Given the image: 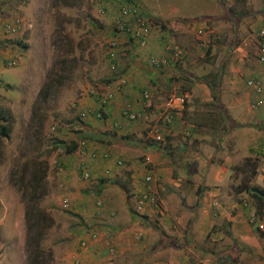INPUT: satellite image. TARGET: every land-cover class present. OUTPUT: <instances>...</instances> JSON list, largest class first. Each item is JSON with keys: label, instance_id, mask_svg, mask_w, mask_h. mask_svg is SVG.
<instances>
[{"label": "rangeland", "instance_id": "obj_1", "mask_svg": "<svg viewBox=\"0 0 264 264\" xmlns=\"http://www.w3.org/2000/svg\"><path fill=\"white\" fill-rule=\"evenodd\" d=\"M155 1L135 2L151 21V36L161 37L164 33L162 27L164 25L167 27V24L153 8ZM126 2L128 1L104 0L102 3H97L94 0H0V109L10 110L15 119L10 139H4L3 153L0 156V264H73L80 252L90 250L94 245L86 247L87 249L79 247V241L85 234L96 231L98 237L95 242H98L102 234L103 239L110 238L111 230H108V227L115 228L117 223H121V212L110 204L113 195L116 196L115 201L122 206L126 216L128 212L134 215L136 221L134 228H138L135 236H137L136 240H140L139 242L155 239L160 231L167 235L181 236L185 227L186 233L190 234L189 237L191 235L196 237L194 239L202 248L210 247L209 244L199 240L201 229H195L194 226L189 225V222L181 228H174L173 224L164 228L155 217L154 210L150 214L141 211L138 213L135 209L137 208L135 201L140 192L130 188L129 182L128 190L124 191L120 183L109 185L110 179L107 176L103 178L107 186L96 194L90 191L92 187L89 186L95 183L90 181L92 179L87 186L80 180L69 179L70 176L75 177V174L77 176L79 174V178L81 175L73 168L74 154L65 152L60 143L77 141L80 137L76 138V136L82 133L89 141L93 140L90 135L96 137L103 135L106 140L98 139V141H104L102 143L105 144V148L108 147L107 149L112 150V153L118 151L129 155L120 170L121 182L127 179V175H123L122 172L132 169L133 160H137V166L143 161L152 164L157 158L159 163L155 166L166 168L162 155L171 153V161L167 163L170 164L169 169L174 168L173 143L169 142L165 135L164 141L160 142L162 144L159 142L152 144L151 137L147 135L149 131L147 129L153 125V122L162 121L159 119V110L162 109L163 100L171 90L160 88L159 93L155 94L157 87L155 91L149 90V87V89L145 88L151 91L155 105L153 111H150L151 120L132 124L130 126L132 129L118 123L119 130L114 132L115 129L109 125L110 121L93 118L84 128L82 126L84 122L79 117V112L82 110L80 101L83 98L80 94L84 89L88 87L99 89L104 84L111 83L112 80L114 83V80L121 77L127 80L128 72L136 74L134 69L140 68V65L146 62L142 60L141 64L130 63L132 57L129 55L131 48L128 45L131 42L126 41L125 44H119L121 49L118 47L114 66L111 65L108 42L114 35L109 27L112 16L111 12H108V7L115 8ZM101 8L103 12L100 11ZM157 8L168 13L170 10L168 0L166 2L158 0ZM208 8L212 9L211 5ZM202 9L200 4L193 7L192 16L189 17L191 25L205 23L204 20L207 18L205 15L196 17L197 10ZM213 10H216V7L213 6ZM14 17H21L25 26L15 33H6L4 23ZM29 23H33V28L28 26ZM210 27L213 28L211 23ZM226 29L219 27V31L211 33V39L213 40L214 35H219L220 40L224 35H231V28L226 27ZM196 30H193L194 37ZM58 32L63 36L62 42L56 38ZM203 37L198 35L195 39L201 41ZM233 38H235L234 33ZM53 39H56L54 45ZM167 41L169 38L165 33L161 39L162 45ZM171 46L180 51L181 56L177 61L182 63L186 53V50H183L185 48L179 43ZM223 46L225 45L219 46L220 50L214 56L217 59L226 54ZM202 53H205V48L199 46L189 59L200 57ZM217 59L215 58L214 63L209 67L210 73H214L219 66ZM10 60H15V63L9 64ZM168 68L170 67L165 68L167 70L165 72L169 74ZM174 70V67H171L170 73L173 74ZM188 70H192V67H188ZM180 71L184 76L187 67L183 66ZM86 97L88 100L91 98L89 95ZM53 125H56L55 129H52ZM257 129L264 133V124L260 123ZM156 146L160 149H155ZM250 155L251 161L255 162V172L253 174L251 167L245 164V158L239 162L237 165L239 167L241 164L239 177L235 179L238 187L252 185L253 182L264 186V154ZM77 158L78 161L83 159L79 155ZM140 166L146 168L144 163ZM257 172L259 176L255 175ZM233 173L234 176L236 172ZM253 176L255 177L253 181H247ZM155 179L158 189V193H155L157 202L165 208V204L170 205L176 201L174 196L177 194L171 189L177 181L169 177L160 181L157 175ZM76 194L88 199L87 213L77 210L80 205L72 199ZM125 194L127 198H124ZM189 195L191 199L193 194L189 193ZM242 196V200L246 199L245 202L250 204L249 197L244 193ZM64 197L69 199L70 204L73 202V208L63 207ZM97 198L103 200L104 206L101 209L95 207ZM126 202L130 211H127ZM164 213L163 210V213H159L161 216L157 217L162 218ZM260 224L263 227L259 229L263 230L264 221L261 220ZM205 230L203 229V232ZM258 239V244L264 252V238L258 237ZM110 240L114 243V240L112 241L111 238ZM231 242L229 239L226 244ZM170 243H175L174 239H171ZM105 247L107 248L106 245ZM105 250L98 257V262L90 263L123 264L121 263L123 254L109 255V250ZM133 257L136 260L140 255L136 254ZM128 258L131 259L129 256ZM221 258L228 259L230 256L227 254ZM80 260L82 261L83 258ZM261 264H264V261H261Z\"/></svg>", "mask_w": 264, "mask_h": 264}, {"label": "crops", "instance_id": "obj_2", "mask_svg": "<svg viewBox=\"0 0 264 264\" xmlns=\"http://www.w3.org/2000/svg\"><path fill=\"white\" fill-rule=\"evenodd\" d=\"M135 1L137 2V0ZM157 1L153 3V8L167 24V27L164 25L162 29L163 35L167 33L169 41L162 45L163 35L161 37L150 35L147 44L140 46L125 35L116 34L119 44H125L126 41L131 42V46L128 45L131 48L129 55L132 57L130 63L141 64L142 60H146V62L140 65V68L134 69L136 74L128 72L126 75L127 84L114 92V98L109 105L101 107L97 100L91 96L92 99L89 100L86 96L81 98L82 110L90 112L100 110L103 117H106L96 118L89 115L82 119L84 122L82 126L86 128L85 125L91 121V118L99 121L105 120L110 121L109 125L115 129L114 132H118V123L127 128L132 124L140 123L125 119L121 115L122 105L126 102L135 105L139 101L141 91L148 87L149 90L153 89L154 91L157 87L155 94L159 93L160 88L171 90L168 95L180 92L177 89L182 88L179 81L183 80V86L189 89L185 91L188 94V103L184 109L173 112L170 124L162 125L164 136L166 135L174 146L172 152L174 168H168L170 164L167 161H171V153L162 155L166 168L155 166L159 163L157 158L156 162L151 159L152 164H146L143 161L146 168L140 166L143 163L136 166L137 160H133L132 169L122 172L123 175H127V179L121 182L119 180L120 170L129 155L118 151L112 153V150L109 151L108 147H104L105 144L102 143L104 141L99 142L93 139L94 141H89L88 144L89 152L97 150L99 154H102L109 151V158L103 159L99 155L94 159L89 155H84L82 160L86 162L87 168L90 170V178L84 180L79 178V174L78 176L75 174L76 178L70 176L69 179L80 180L86 186L92 179L90 181L95 183L89 186L92 187L90 191L96 192V194L107 186V182L103 179L107 176L110 179L109 185L120 183L122 189L127 191L129 182L130 188L139 192L145 189L144 176L148 173L157 175L160 181L168 177L174 179L177 181L171 189L177 194L174 196L176 200L174 203L165 204L164 208V205L158 204V202L156 205L148 202L147 206L144 205L141 210L135 208L136 211L150 214L154 210L155 217L164 228H168L172 224L174 228H181L189 222V225L194 226L195 229H201L199 240L209 244L210 247L202 248L194 239L196 237L193 235L189 237L190 234L186 233L185 227L181 236L167 235L160 231L155 239L139 242L140 240H136L137 236H135V231L138 228H134L136 223L134 215L128 212L126 216L122 206L115 201L116 196L113 195L110 204L121 212V223H117L115 228L108 227V230H111L110 238L112 241L114 240V243L110 238L103 239L104 235L102 234L98 242L95 240L88 243L87 248L94 244L93 247L80 252L77 255L78 259L83 258L84 264L96 263L102 252H105V249L109 250L108 245H110L113 250L111 252L109 250L111 253L109 255L123 254L124 257L121 261L123 264H261V261H264V252L258 244V237L261 235L256 227L257 222L260 225L262 215L259 214L249 189L254 185L261 188L264 186L253 182L252 185L238 187L235 179L239 177V167L237 166L239 162L246 157L249 158L251 153L264 154V133L257 129L260 123L264 124V91L259 93L253 85L248 84V81L256 79L264 87V61H260L258 57L259 32L264 30V0H168L170 6L168 13L157 8ZM162 1L166 2L167 0ZM198 4L203 9L197 10L196 17L205 15L207 18L204 20L205 23L191 25L189 17L192 16L193 7ZM210 5L212 9L208 8ZM213 6L216 7V10H213ZM108 8V12H111L112 16L109 22L111 29L112 20L118 12V6L115 8L109 6ZM208 23L209 25H207ZM210 23L213 28L210 27ZM28 26L33 28V23H29ZM219 27L231 28L232 34L224 35L221 40L219 35H214L212 40L211 33L219 31ZM194 29H197L196 36H204L201 41L193 36ZM199 30H203L204 33L198 34ZM173 33L174 35H172ZM233 33L235 38H233ZM178 43L185 48L183 50H186L184 54L186 58L184 57L182 63L177 61L170 65L169 74L165 72L167 71L165 68L157 69L148 63L147 59L151 55H169L168 51L164 49L166 44L172 47L171 45L174 46ZM220 45H225L223 48H225L226 54L217 59L214 56L219 52ZM199 46L205 48V53L190 60V56L199 49ZM119 49H121L120 46ZM132 50H135L136 53ZM215 58L219 61V66L214 70V73H210L209 67L214 63ZM208 59L210 60L207 61ZM118 64H120L119 61ZM183 66L187 67L184 76L180 71ZM190 66L192 70H188ZM171 67L175 69L173 74L170 73L172 72ZM116 81L114 80V83ZM207 83L212 85V88ZM127 98L129 99L127 100ZM123 99L126 101L124 102ZM258 100H262V102L257 104ZM161 111L162 109L159 110V114ZM92 127L95 128V125L92 124ZM147 135L150 136L148 132ZM99 136H101L97 137L99 140H106L105 136ZM71 153L75 157L73 168L78 171L77 165L80 160L78 161L77 156L79 154L76 150ZM118 160L121 161V164L117 162ZM234 171L236 174L233 176ZM254 178V176L250 177L247 181H253ZM153 188L155 193H158L156 183ZM179 190L182 191V194ZM189 193L193 194L191 199ZM243 193L249 197L252 206L245 202L246 199L242 200ZM124 198H127L126 194ZM72 199L80 205L77 210L87 213L89 203L85 196L76 194L72 196ZM89 199L91 198L89 197ZM98 203L101 205L99 206ZM95 204V207L99 209L104 206L101 198H97ZM126 205L127 211H130L127 202ZM70 207L73 208V202ZM163 210L165 211L164 216L158 218L157 216H161L159 213H163ZM204 225L205 227H203ZM203 229L206 230L203 232ZM171 239H174L175 243L171 244ZM229 239L232 241L231 244H226ZM136 254H139L140 257L135 260L133 256ZM227 254L230 258H221ZM128 256L131 259H127Z\"/></svg>", "mask_w": 264, "mask_h": 264}, {"label": "built area", "instance_id": "obj_3", "mask_svg": "<svg viewBox=\"0 0 264 264\" xmlns=\"http://www.w3.org/2000/svg\"><path fill=\"white\" fill-rule=\"evenodd\" d=\"M97 3H102L104 0H94ZM101 12H103V9H100ZM24 21L21 17H14L11 21H7L4 23V31L6 33H15L24 27ZM151 21L149 20V17L146 16L145 12L143 13L142 9L136 2H126L118 6V12L114 19L112 20L111 30L115 33L109 40V57L112 59V67L114 66V59L116 56V52L119 47L118 39L116 38V34H123L125 35L129 40H134L138 43L140 46H145L147 44V41L151 35ZM203 30H199L198 34H203ZM260 41H259V60L264 61V30H261L259 32ZM166 51H168L169 55H151L147 61L148 63L157 69H164L170 65L175 64L177 60L180 59V51L173 49L172 47L167 46ZM9 64H14L15 60H10L8 62ZM127 84V80L123 77L117 79L115 83H106L101 88H93L88 87L87 89H84L80 96L85 97L87 95L94 97V99L97 100L99 105L101 107H105L109 105L113 98H114V92L116 90H120ZM248 84L253 85L255 90L259 93H262L264 91L263 85L256 79H252L248 81ZM188 98L187 92H173L169 94L162 104L161 108L162 111L159 114V119H162V122H151L150 125H152L148 130V133L150 134V137L157 141L162 142L164 140V132H163V126H167L171 123L173 112L180 110L186 100ZM262 100H258L257 104H260ZM154 101L152 99L151 92L148 89H143L140 94L139 101L132 105L131 102H126L124 104V107L121 109V115L130 121H148L150 122V111H153L154 109ZM89 115H93L96 118H102L103 113L100 110L95 111H88V110H80L79 117L81 119L87 118ZM163 125V126H162ZM56 125L52 126V129H55ZM88 144L89 140L87 138H80L77 143L76 151L79 154V156L82 158L84 155H89L92 158H97L99 155L103 159H108L110 156L109 151H105L102 154H99L97 150L90 151L88 150ZM119 164H121V161H117ZM77 170L81 175V178L86 180L89 179L91 174L90 170L87 168V165L84 160H80L77 165ZM144 190H142L139 195L137 196V199L135 201L136 207L138 210H141V208L144 207L145 204H148V202L157 204V199L155 196V189L153 188V185L156 183L155 175L154 174H146L144 177ZM99 206L101 203H98ZM62 205L65 208L70 207V202L67 197H64L62 199ZM260 228L263 227L262 224L259 225ZM98 237V234L96 231H90L87 234H85L79 241V247L80 248H86L88 246V243L91 241H95ZM113 247L108 245V249L110 252L113 250ZM73 264H84L80 259L75 257V260L73 261Z\"/></svg>", "mask_w": 264, "mask_h": 264}, {"label": "trees", "instance_id": "obj_4", "mask_svg": "<svg viewBox=\"0 0 264 264\" xmlns=\"http://www.w3.org/2000/svg\"><path fill=\"white\" fill-rule=\"evenodd\" d=\"M133 1L134 0H128V2H133ZM56 38L59 39L61 42L63 41V36L60 35L59 32L57 33ZM55 42H56V39H53V43L52 44L54 45ZM24 46L25 45H23V47ZM183 83H184L183 80L179 81V85L182 88L181 89L178 88L177 90L180 91V92H185V91L189 90V89H187V88H185L183 86ZM207 85L211 86V88H212V85H210L209 83H207ZM187 103H188V98H187L184 106L181 109H184V107L186 106ZM80 120H82V119L80 118ZM14 122H15V119H14V116H13L12 112H10V110H8V109H0V156H2V153H3L2 149H3L4 139H10L11 132H12V129H13V126H14ZM83 136L87 137L84 133H82V135H77L76 138H78V137L81 138ZM90 137H92L93 139L95 138V140H98V138L95 135L94 136L90 135ZM152 142H153L152 144H154V143L156 144L157 141L152 139ZM77 143H78V140L77 141L74 140V141H70L69 143H67L65 141H62V143H60V144L64 147V151L65 152L71 153V152L76 150ZM159 144H162V143L159 142ZM154 148L155 149H160V147H157V146L154 147ZM244 162H245L246 165H249V167H251L250 170L254 174L255 167H256L255 166V162L251 161L250 158H246ZM240 166H239V168L237 167L239 170H240ZM121 188H123V187L121 186ZM249 193L251 194V196L254 199V202H255L256 207H257V209L259 211V214L262 215L261 220L264 221V188H261L259 186H255L254 185L252 188L249 189ZM256 228L258 229L261 237L264 238V229L263 230L259 229L258 222H257V227Z\"/></svg>", "mask_w": 264, "mask_h": 264}, {"label": "clouds", "instance_id": "obj_5", "mask_svg": "<svg viewBox=\"0 0 264 264\" xmlns=\"http://www.w3.org/2000/svg\"><path fill=\"white\" fill-rule=\"evenodd\" d=\"M164 139H165V138H164ZM163 141H164V140H163ZM163 141H162V142H163Z\"/></svg>", "mask_w": 264, "mask_h": 264}]
</instances>
